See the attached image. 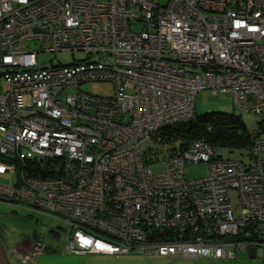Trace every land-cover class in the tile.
I'll return each instance as SVG.
<instances>
[{"label":"built area","instance_id":"1","mask_svg":"<svg viewBox=\"0 0 264 264\" xmlns=\"http://www.w3.org/2000/svg\"><path fill=\"white\" fill-rule=\"evenodd\" d=\"M66 51L87 58L39 62ZM204 90L258 117L249 164L204 139L154 138L194 120ZM200 162L208 176L188 178ZM11 171L0 202L63 219L73 254L264 248V0H0V176Z\"/></svg>","mask_w":264,"mask_h":264},{"label":"rangeland","instance_id":"2","mask_svg":"<svg viewBox=\"0 0 264 264\" xmlns=\"http://www.w3.org/2000/svg\"><path fill=\"white\" fill-rule=\"evenodd\" d=\"M34 47L32 45V48ZM86 58L87 55L83 52L42 53L39 55V62L71 65ZM82 89L98 95L109 94L112 91L109 84L102 83H88ZM219 112L240 117L251 133V137L252 134H257L259 130L258 117L254 114L242 112L235 107L230 93L213 94L209 90H204L197 95L196 113L198 115ZM176 140L178 141L179 137H176ZM216 150L218 155L225 160L243 161L245 164L251 162L250 155L245 150L231 151L225 147ZM165 169L164 164L153 167L155 172H163ZM208 174L209 165L207 162L188 166L187 175L190 179L207 177ZM16 176L17 172L11 171L7 177L0 176V183L12 184L15 182ZM15 211L17 213H14ZM70 235L71 227L61 218L25 208L14 209L9 204L0 202V238L5 240L9 249H17L13 254L17 255L26 249L27 246L23 244V240L30 242L39 240L53 250L42 255L36 262L31 264H264V248H260L257 255H253L249 250L241 251L234 260L201 258L198 262L185 258L171 261L145 254H73L67 251Z\"/></svg>","mask_w":264,"mask_h":264},{"label":"trees","instance_id":"3","mask_svg":"<svg viewBox=\"0 0 264 264\" xmlns=\"http://www.w3.org/2000/svg\"><path fill=\"white\" fill-rule=\"evenodd\" d=\"M187 125V126H186ZM242 119L225 113H207L196 115L195 119L185 125H179L168 132L170 139L179 137L181 144L204 139L216 149L225 147L234 150H245L253 144L257 134H252Z\"/></svg>","mask_w":264,"mask_h":264},{"label":"flooded vegetation","instance_id":"4","mask_svg":"<svg viewBox=\"0 0 264 264\" xmlns=\"http://www.w3.org/2000/svg\"><path fill=\"white\" fill-rule=\"evenodd\" d=\"M16 212V211H15ZM2 239V238H1ZM3 240V243L5 244V249H6V252L8 254V257L10 259V261L13 263V264H24V263H27V264H31L33 262H27L25 259H24V253L25 254H31L33 255L34 259H35V262L38 260L39 257H41L42 255L44 254H47V253H50L51 251H53L52 249H50L46 244H44L42 241H34V242H30V241H27V240H23V244H25L26 249H24V251L22 252L23 255L21 253H18L17 255L16 254H13L16 250H11L8 248V246L6 245V242L4 239ZM10 247V246H9ZM25 248V247H24ZM41 255H40V254ZM21 254V256H20ZM258 253L254 254V255H257Z\"/></svg>","mask_w":264,"mask_h":264},{"label":"water","instance_id":"5","mask_svg":"<svg viewBox=\"0 0 264 264\" xmlns=\"http://www.w3.org/2000/svg\"><path fill=\"white\" fill-rule=\"evenodd\" d=\"M17 213V212H14ZM256 251H252L251 253L254 255ZM0 264H13L6 252L5 244L3 243L2 239L0 238Z\"/></svg>","mask_w":264,"mask_h":264},{"label":"bare ground","instance_id":"6","mask_svg":"<svg viewBox=\"0 0 264 264\" xmlns=\"http://www.w3.org/2000/svg\"><path fill=\"white\" fill-rule=\"evenodd\" d=\"M187 126V125H186ZM175 127H177V126H173V127H171L167 132H165V133H163V134H161V135H155L154 136V138H166V137H168L169 135H168V132L169 131H171L173 128H175Z\"/></svg>","mask_w":264,"mask_h":264},{"label":"crops","instance_id":"7","mask_svg":"<svg viewBox=\"0 0 264 264\" xmlns=\"http://www.w3.org/2000/svg\"><path fill=\"white\" fill-rule=\"evenodd\" d=\"M255 253H258V251H257V252H255Z\"/></svg>","mask_w":264,"mask_h":264}]
</instances>
